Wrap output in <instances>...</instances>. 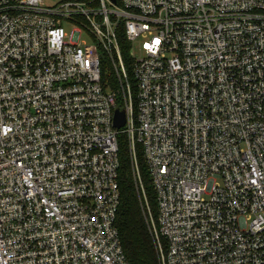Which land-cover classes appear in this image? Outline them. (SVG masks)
<instances>
[{
    "label": "built area",
    "instance_id": "built-area-1",
    "mask_svg": "<svg viewBox=\"0 0 264 264\" xmlns=\"http://www.w3.org/2000/svg\"><path fill=\"white\" fill-rule=\"evenodd\" d=\"M119 135L158 264H264V0H0V264H129Z\"/></svg>",
    "mask_w": 264,
    "mask_h": 264
},
{
    "label": "trees",
    "instance_id": "trees-1",
    "mask_svg": "<svg viewBox=\"0 0 264 264\" xmlns=\"http://www.w3.org/2000/svg\"><path fill=\"white\" fill-rule=\"evenodd\" d=\"M121 56L132 80V59L129 56L130 44L126 41L124 29L116 31ZM102 83L111 90H118L119 83L114 74L104 76ZM116 107L124 108L122 98L117 100ZM123 139H120V138ZM119 147L118 185L120 204L117 211L115 226L123 253L129 264H158L157 252L150 233L151 219L156 220L157 202L147 165L143 158L140 145H136L135 153L140 174L141 186L134 177L128 140L125 135L117 138Z\"/></svg>",
    "mask_w": 264,
    "mask_h": 264
},
{
    "label": "rangeland",
    "instance_id": "rangeland-1",
    "mask_svg": "<svg viewBox=\"0 0 264 264\" xmlns=\"http://www.w3.org/2000/svg\"><path fill=\"white\" fill-rule=\"evenodd\" d=\"M91 0H85V2L89 3ZM43 3L45 6L52 7L57 3V0H43ZM99 8L98 5L94 4H88L85 6L86 10H97ZM94 21L98 22L99 19L96 18ZM81 39L86 41V43H90V41L87 39V35L85 32L81 34ZM102 72L104 76H112L114 74L112 63L108 60L102 57ZM123 136V135H122ZM120 139H123L122 137Z\"/></svg>",
    "mask_w": 264,
    "mask_h": 264
},
{
    "label": "water",
    "instance_id": "water-1",
    "mask_svg": "<svg viewBox=\"0 0 264 264\" xmlns=\"http://www.w3.org/2000/svg\"><path fill=\"white\" fill-rule=\"evenodd\" d=\"M114 4L116 0H111ZM126 123V114L125 111L116 109L114 112L113 126L115 129L119 130L125 126Z\"/></svg>",
    "mask_w": 264,
    "mask_h": 264
}]
</instances>
